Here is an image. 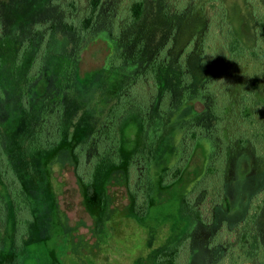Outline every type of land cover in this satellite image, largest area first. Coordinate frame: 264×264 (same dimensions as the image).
Here are the masks:
<instances>
[{"label": "trees", "instance_id": "16d2710c", "mask_svg": "<svg viewBox=\"0 0 264 264\" xmlns=\"http://www.w3.org/2000/svg\"><path fill=\"white\" fill-rule=\"evenodd\" d=\"M14 1L0 0V43L10 35L13 44L9 51L0 44V264H17L29 238L26 203L33 181L40 180L33 178L28 160L40 156L49 166L66 149L94 217L106 215L113 201L110 187L122 179L129 213L141 223L172 201L170 191L184 187L181 198L174 199L195 223L209 225L199 204L220 205V152L239 139L253 145L264 161V114L256 108L264 99L251 101L247 85L235 99L228 87L230 76L249 61L264 71V22L254 0H246L255 18L253 48L246 46L220 4L209 15L205 32L177 58L171 54L175 25L162 40L132 31L144 17L147 0L120 4L111 14L105 11L106 0H88L86 6L80 0H24L23 12ZM180 1L171 10L163 6L164 16L185 15L191 2ZM40 3L49 11L45 8L32 19ZM8 8L15 12L9 14ZM97 39L108 50L100 77L114 81L89 88L83 84L82 62ZM42 87L49 91L41 93ZM230 112L245 122L243 127L250 125L251 135L236 128L229 132ZM130 128L135 137L127 133ZM251 213L242 239H250V260L264 264L257 214ZM191 237L187 232L160 247L150 264H192ZM217 245L218 240L207 248Z\"/></svg>", "mask_w": 264, "mask_h": 264}, {"label": "rangeland", "instance_id": "374dc122", "mask_svg": "<svg viewBox=\"0 0 264 264\" xmlns=\"http://www.w3.org/2000/svg\"><path fill=\"white\" fill-rule=\"evenodd\" d=\"M8 1L11 3L13 0ZM16 1L23 12L24 0L14 2ZM80 1L85 6L88 3V0ZM130 1L106 0L105 11L111 14L116 6H127ZM177 1L179 2L147 0L144 17L132 31L138 37L153 36L156 40H162L175 25L177 35L171 54L173 58H177L195 36L205 32L208 17L217 10V5L224 4L232 26L246 46L253 48L256 45L255 18L246 0H189L191 7L185 15L176 18L172 15L164 16L161 8L164 6L171 10ZM253 3L264 22V0H254ZM35 7L38 10L30 14L32 19L40 17L45 8L49 11V7L43 3ZM7 11L13 14L15 8H8ZM21 26L25 29L24 33H30L29 26L25 27L23 23ZM9 37L10 35L4 39L3 44L0 43L6 47V51L13 45ZM262 50L264 42L260 52ZM107 51V44L97 39L90 43L84 53L81 72L87 77L83 84L89 88L104 82L113 85L112 76L104 81L98 72L105 62ZM43 83L45 85V81ZM228 84L230 96L235 99L246 85L253 92L250 95L251 101L254 98L264 99V71L261 72L253 61L246 63L237 75H231ZM42 89L44 91L41 93L49 91L48 88ZM90 96L88 93L85 99L89 100ZM259 102L260 100L256 102V108H260L264 114V101ZM229 120V132H234L235 128L250 135L253 132L250 125L242 126L245 123L242 119L238 118L236 121L231 112ZM258 120L260 121L259 118ZM127 133L135 137L134 128H130ZM165 153L167 154L163 152ZM27 165L33 178L40 181H33L36 185L30 193V201L26 203V206L29 204L27 213L31 218L27 228L29 238L23 242L22 255L17 264H58V260L61 264H150L156 250L183 239L187 232L192 236L188 245L192 264L259 262V259L250 260L248 257L247 245L250 244V239H242L245 233L244 220L252 212L251 214H257V228L264 244V161L257 156L256 149L250 143L241 144L239 139H235L229 149L220 152V176L223 184L220 205H210V201L199 204L204 221L209 223L207 226L195 223L185 214L183 204H179L180 200L174 199L181 198L184 187L170 191L172 201L158 206L146 218V223H141L129 213V195L123 180L119 179L110 187L113 201L108 212L99 219L86 209L68 149L53 159L49 166H45V160L40 156L28 160ZM216 240L220 245L208 249Z\"/></svg>", "mask_w": 264, "mask_h": 264}]
</instances>
